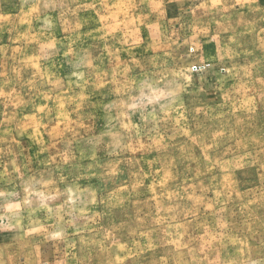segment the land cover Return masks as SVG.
Listing matches in <instances>:
<instances>
[{
    "label": "rangeland",
    "instance_id": "rangeland-1",
    "mask_svg": "<svg viewBox=\"0 0 264 264\" xmlns=\"http://www.w3.org/2000/svg\"><path fill=\"white\" fill-rule=\"evenodd\" d=\"M0 264H264V0H0Z\"/></svg>",
    "mask_w": 264,
    "mask_h": 264
}]
</instances>
